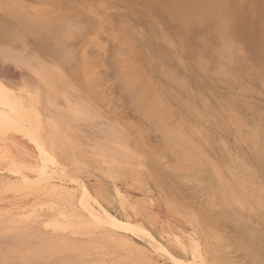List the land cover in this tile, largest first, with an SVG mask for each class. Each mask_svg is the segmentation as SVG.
I'll return each instance as SVG.
<instances>
[{
	"label": "rangeland",
	"instance_id": "1",
	"mask_svg": "<svg viewBox=\"0 0 264 264\" xmlns=\"http://www.w3.org/2000/svg\"><path fill=\"white\" fill-rule=\"evenodd\" d=\"M17 1L24 2V0ZM56 1L57 0H54V2ZM60 1H62V4L60 6L45 9L42 13H40L39 11L33 12L32 10L31 12H28V16L33 20H36V18H41L42 16L46 18H66L68 16H72L71 24L73 26L81 25L78 31L79 37L82 33H85L80 37L81 43L77 45L78 42L75 41L72 48H74L75 46V48L78 47V50L80 51L79 55H83L84 57H86H82V59L89 60H87L88 62L86 68H88L90 72H86V76V74L82 71L81 74L83 73L82 75H85L84 79H81V77L80 79L78 78L79 76H82L80 74L78 75V77L76 76L77 78H74L73 84L78 90L82 91L84 88L83 84L87 81V78L92 79L94 77V79H96L97 81L94 79L91 80H94L93 82H91L92 84L96 82L94 83V86H91V83L89 85L90 80L87 82L88 86H91V88L93 87L92 89L94 91L91 89L89 90V87H87L88 91H90H87L89 95L88 93H86L87 95H85V98L82 97L81 100H76L77 103L74 105L75 109H72V111L76 109L89 111L90 117H93V119L88 122L85 119V117H87V114L83 112L84 115L82 114V117L84 118L80 120V122H76L72 126H67L63 129H60L59 133L63 134V140L65 144L61 143L58 139L56 143L57 145L55 146V148H57L56 150L58 151L50 149L48 150V152H43L36 146H31L26 149L17 147L15 153L19 155V158H23V161L10 158V156H7L3 152H0V216L6 215L16 218L20 215L32 213L49 216L53 219L55 216L57 217L58 215H64L69 216L70 218L74 217L76 219H80V221L88 222L89 224H91V226H95L99 221L103 225H101V228L99 230L103 232H108L110 230L109 233L115 236L118 234L116 238H118L119 240H125L129 247H132L134 253H142H138V255L142 256L144 259L142 261L147 264H176V262L177 264H180V262L181 264H227L228 262L229 264H264V169L259 165L260 163L258 162L257 157L252 156L254 154L252 153V150L249 149L246 141H244V135L241 136V132L234 128V126L230 124L228 120H225L226 118L224 116V113H226L227 110L223 108V104L218 106V108L216 106V111L214 110L215 108H212L213 111H218V113H211L213 117L211 115H208L211 119L206 116V122L204 119L203 121L197 116L190 118V116L188 115H191V113H189L187 109L184 112V109L179 108L180 106L176 104V95L172 94L173 92L170 94L166 91L168 87L167 84L171 79L170 77L172 75H175L174 72L172 74L170 70H177L187 73L190 69H192L189 67L192 65L186 62V58L177 56L176 59L174 53H169L168 58H163L165 62L168 61L165 64H163L162 62L164 67L163 65L159 64L163 68H165L166 71H164L165 75H163V77L158 81L153 78L156 70L157 72L159 71L158 68H156L154 65L146 66L145 64H139L141 63V58V61L143 63L145 62L146 57L149 56V53H152V51L154 50L157 51L159 48L161 49L162 41L159 37L153 36V32L149 31V25L145 23L146 19L150 18L152 21H155L156 19L157 15L152 8L153 4H150V6L148 3L150 2L149 0ZM77 12L81 13L80 16L76 14ZM4 15L5 13L0 10V18H2ZM90 18L101 19L99 22H101L102 20L104 21V25L102 26L100 25L102 23H98V25L100 26L99 29L97 27L98 32L95 31L96 29H93L95 31L94 34L93 30L89 31V33L87 31L90 30ZM119 18H122V22L128 21V24L131 21L130 28H134L133 33L129 32L128 30H121L122 26L118 24L121 21L118 20ZM125 18L128 19L126 20ZM84 24L89 25L87 27L84 26ZM111 30H113L114 32L116 31L115 34ZM124 31L126 34H128L124 35L125 38L127 37L128 39L129 37L130 39L127 41V43L120 40L121 38L124 39V36L122 37L121 35L122 33H124ZM117 32H122L119 34L120 37ZM88 37L90 38V41L88 39V42H86ZM92 37H94V40L96 41H92ZM29 42L30 43L28 44V49H36L37 55L42 57H45V55H47L48 57L45 61L47 65H50L52 63V59L49 57V48L40 47L38 49L35 47V40H31ZM92 42L95 43L92 44ZM97 42L99 44H96ZM84 45L85 47H87H83ZM143 47H145V49L148 48L147 50L149 52H142L144 49ZM83 48L86 52H84V54H81L82 51H84ZM126 48L128 51H130V53H128L127 51L126 52L128 54H131L130 56L132 58L134 56L135 61H139V66L141 67L142 65L143 71L145 67V69H147L143 73H140L138 70H133L135 71L133 73L139 75V80L142 77L141 80L143 82H150L152 79L155 86H152L154 89L152 88L153 90L151 91H153L154 94L156 92H158L159 94L163 93L162 96L160 95V98L165 96L162 101L164 100L163 103L165 104L167 102V105L170 106L169 116L171 117V120L175 119L177 121H180L181 125L183 124V126L185 127H188L192 123V121H195L196 119H200L205 123L204 124L202 122L201 126L199 124L201 121L199 120L198 126H201V129H196L195 131H197L196 134H199H197L198 137L200 136L204 139V141L206 140L205 142L209 143L208 147L207 143H205L204 145L208 149L202 148V151L206 150L205 153L207 157H211L214 155V162L212 161L213 158L205 157L204 153H202L203 156L201 159L204 162L201 163H205L206 165L209 164L208 166H204L202 164V166L198 165L199 163L195 161H191L194 163L191 164L192 166L189 163L185 165L186 162L183 164L182 159H179L181 161H178V157H176V155L174 154L175 152H171L173 151L171 150V146L166 143L165 135H163L162 130L158 128L159 125L158 127L156 125L158 120L155 117L152 118V116H150V118H152V120H150V118H148V115V117L146 115L145 117H143L144 113L142 114V111H140L141 104L139 100L141 99V101H143L144 97L137 98L136 93H134L136 94L134 97H131L134 95L132 91L133 88H131L132 86H129L130 90L125 89L126 91L124 90V88H122L124 85L127 86L132 82L134 83L137 78L136 77L134 81L131 79V82L127 77L130 76L132 78L133 76L131 75L133 74L129 73V70H127L129 74H125V66L131 63L129 61V58L131 57L128 56V59L126 61L127 63L125 62L124 65H122L125 59ZM6 49V51L9 52L14 51V48H12L10 45ZM134 52L137 54L134 55ZM21 53L27 58L26 52ZM156 54L157 53H155V55ZM70 60L72 62V58H70ZM70 60H66L63 62L64 69H68L71 66ZM83 61L84 60H82V62ZM177 61L179 64H177ZM119 62L121 65L118 64ZM88 64L92 66V70L90 69V66H88ZM128 66L132 67V65ZM131 67L127 68L126 66V69L132 70ZM183 68L185 71L183 70ZM121 69L125 70L123 71L125 73H123ZM58 71V69H55L50 75H48V80L44 81L41 80L42 78H38L36 75L26 71L25 69L16 68L8 62L0 60V113L15 112L18 107L28 105L32 97H36L37 90L38 92L41 90L44 91L46 93L45 99L48 101L55 100L61 97L62 95H59L56 92L55 88H50L45 84V82L55 81L56 77L59 75ZM146 71L149 74L145 73ZM227 73H224L221 77H219L220 83L224 85L222 86L223 93L225 94V91H230L229 94L233 96V98L231 97V95L227 96L226 98H232L234 100L236 98H240L242 101L245 100L246 102H249L245 94L248 93L251 97L253 91L250 89V91L247 92L244 91L245 89H240L239 82L241 83V81H232L235 74H233L232 72ZM136 75H134V77ZM207 78L208 76L203 75L202 80L200 81H203L202 84L204 89L206 91L208 90V100L210 101V103L215 101L218 102V92L216 93V89H214L216 87L214 79L212 77H210L209 79ZM141 80L138 82H142ZM122 81H124V83L127 82L128 84L125 83L122 85ZM210 81L214 83V88L212 85L210 87ZM230 81H232L231 84H228V82ZM69 85L70 84H64L60 85V87L61 89H64ZM85 88L83 90L84 92ZM242 90L244 93L241 92ZM93 92H95V97L92 98L91 96H93ZM127 92L130 96L127 94ZM131 92L132 94H130ZM145 96L148 97L150 95ZM242 96L245 98H243ZM62 98L68 97H65L63 95ZM130 98L132 100H130ZM226 98L224 102L227 103V101L229 100H226ZM134 99H136L135 101L137 102V104L134 102L132 104V101H134ZM58 101L65 102L64 99H60ZM232 102L233 100L231 101V103ZM98 103L101 104V107L100 105H98ZM222 110L224 112H222ZM263 112L264 110L262 108L260 112H258V115H260V113L262 114ZM172 116H174L175 118ZM180 117L181 120L179 119ZM243 117L248 118V115H243ZM155 119L157 122L155 121ZM186 123L188 124V126L186 125ZM220 124L222 126H219ZM79 125L81 126L79 127ZM111 130L115 133L116 137L119 138V141L113 142L108 139L110 136H113ZM70 133L77 136H70ZM226 133L228 135H226ZM233 133H235V135H233ZM232 135L235 136V138H233ZM88 137H94L95 139L90 142V138ZM240 137L242 141L239 140ZM98 140L99 143L97 142ZM124 140L128 141V145L123 142ZM85 143H90V152H92L96 156L97 154L102 156L104 153H106V156H108V158H106V160L102 159L101 162H99L100 164L98 165L94 163L87 165L85 158H83V156H85L83 154H85L86 149ZM59 146L62 148H60ZM66 147L73 149L71 156L72 154L75 156L79 153V155H76L77 157L81 156V154L83 153V156L78 157L77 163L80 162L78 165L72 166V164L70 163V159L67 158V155L70 156V154L65 155L64 152L67 149ZM210 147H212L213 149ZM136 149L139 150L137 151L138 153L136 152ZM228 152H231L229 153L230 156ZM215 154L220 155V157ZM221 154L225 155L222 156ZM150 156L152 159L150 158ZM215 156L219 159L225 156L229 159V161H227L229 165L226 163L225 165L221 164L220 166L217 165L214 167L215 163H217V161L219 160ZM244 157L248 158V160L245 158V162L248 161L249 169L246 166V171L240 176L241 181L243 180L244 183V181L246 182V180H252V186L257 189L260 188L259 192L261 191V196L259 197L262 199V202L260 201L256 205H254L255 203L253 204L252 201L249 202L246 197L249 196L251 194L250 193L243 198L244 201L242 199H237L241 202L232 200L230 202L224 203L225 201L221 200L223 199L222 192L220 191V189H218L217 186L218 182L220 181L219 179H227L224 182H229V185H231L234 182L233 178H236V176L231 175V173L233 172L235 167L240 164L239 162L241 161V159H244ZM72 162L74 164L76 160ZM219 162L220 160L218 161V164ZM146 163L147 165L151 164V168L150 166H146ZM178 163H181L180 167H176ZM27 165L29 169L27 168ZM194 165L195 167L200 166V168H194ZM158 168L161 169L159 170ZM165 168L168 169L166 170ZM171 168L176 170L173 171ZM181 168H184V170H181ZM152 169H154L155 171ZM164 169L167 171V173ZM151 171H153L154 173ZM168 171L171 172L168 173ZM159 175L162 177V179L161 177H159ZM211 179L212 181L215 180L214 183L211 181ZM174 181L175 184H172ZM211 182L212 184H209ZM41 186L62 187L67 192L72 194V196L74 195L76 200L83 205L70 206L68 200L64 197H61L60 199H54L52 197L53 199H51V197L48 196L47 191L44 190V188H42ZM176 188L178 189V191H176ZM209 188H212L211 191ZM180 190L182 192V197L179 198V195H181ZM212 190L216 191L212 193ZM244 190L245 189L241 190V192H244ZM172 195H176V197H178L176 198L174 196V198L172 199ZM168 197L171 198L169 200L170 202L173 200V205H177V208L174 209L175 211H170V204L168 205V203L166 202V198ZM183 197L186 199V201L184 199L182 200ZM245 199L250 204L245 202ZM76 200L75 203L77 202ZM242 204H244V207H242ZM252 206L254 208H252ZM127 208L130 210H128ZM171 208L173 209V207ZM178 208L180 210H185L187 213L182 210L179 211L180 214L184 212L181 217V215L177 214V210H179ZM173 212L175 213L173 214ZM201 218L207 219L208 221L204 222V220ZM209 226H212V228ZM213 226H215L217 229ZM205 227L211 228L212 231H221L220 235L219 232H213V236H206L211 233H204L202 231L204 229L201 228ZM105 228H107L108 231L104 230ZM67 229L76 230L77 225L70 224L64 230L66 231ZM211 229H209L208 231H210ZM236 231L244 232L242 233ZM239 235H241V238L239 237ZM171 237L174 239L172 240ZM191 237L193 239H191ZM188 238L192 240L191 243V240H189ZM202 238L207 240H204ZM213 239L217 241L215 242ZM212 240L213 242H211ZM207 241L208 245L211 243L214 244L210 245V247L213 246L214 249L215 243H217V247L218 245H220V243L222 246L225 245L226 247L223 248L222 246H220L223 249L218 247L220 248L219 251L217 247V249L215 250H213V247H211L210 249L213 251V253L211 252V250H208L210 251L208 252L209 255L208 253L207 255H205V251L203 252L202 250L199 254L193 255L194 252L205 247L207 243L204 242ZM189 245H191V247L193 245L194 248L192 247L191 249ZM216 251L220 254H224L220 256H222V258L225 257L226 259H222L221 257H214L215 255L219 256L218 254H216ZM214 252L215 255H213ZM259 252L260 255L262 254V258H260L258 261V258L255 259V257L257 254H259ZM257 256L260 257L259 255ZM217 258L222 262H220V260L217 261ZM254 260H257V262L253 263Z\"/></svg>",
	"mask_w": 264,
	"mask_h": 264
},
{
	"label": "bare ground",
	"instance_id": "2",
	"mask_svg": "<svg viewBox=\"0 0 264 264\" xmlns=\"http://www.w3.org/2000/svg\"><path fill=\"white\" fill-rule=\"evenodd\" d=\"M0 1H1L0 10L5 13V15L2 18H0V60H4L16 68L25 69L26 71L31 72L34 75H36L38 78H42L41 80H44V81H47L48 75H50L55 69H58L59 75L56 77V80L53 82H45V84L49 86L50 88H55L56 92L59 95H62V96L64 95L65 97L70 98V99L62 98L61 96L55 100L48 101L45 99L46 93L42 90L39 92L37 90L36 97L33 96L28 105L18 107V109L15 112L0 113V152H3L7 156H10V158L23 161L24 159L19 158V155L15 153V150L17 147L26 149L31 146L33 147L36 146L40 148L43 152H48V150L50 149L56 150L57 148H55V146L57 145L56 143L58 139L61 143H64L63 134L59 133L60 129H63L67 126H72L76 122H80V120L84 118L82 117L83 112L87 114V117H85V119L88 122L91 119H93V117H90L89 111H82V109L80 110L76 109L72 111V109H75L74 105L77 103L76 100H81L82 97L85 98V95H87L86 93L90 92L88 91V89L93 90L92 89L93 87L91 88V86H94V83L96 82H94L93 84L91 82H93L96 79H94L93 77L92 79L94 80L91 81L92 79L87 78L86 79L87 81L85 82L84 80L85 83L83 82L86 85L81 83L83 84L84 88L86 87L85 92L83 91L84 90L83 87H82L83 90L80 91L73 84L74 78L76 76L78 77V75H80L82 71L83 73L86 74V76H87L86 72H90V71L88 68H86L87 62L89 60L82 59V57L83 58H86V57H84L83 55L82 56L79 55L80 51L78 50V47L75 48L76 47L75 46L74 48H72L75 41L78 42L77 45L81 43L80 37L82 34L85 33L83 31L84 33H82L79 37L78 31L81 25L73 26L71 24L72 16H70L71 18L69 16L66 18H60V17L46 18L42 16L41 18H36V20H33L32 18H29L28 16L29 14L28 12H31L32 10L33 12L39 11L40 13H42L43 10L45 9L60 6L62 4V1L60 0H57L56 2H54V0H42V1L24 0V2H18L17 0H0ZM149 1H150L148 2L149 5L153 4L152 8L157 16H156L155 21H152L149 18L145 20V23L149 25V28H150L149 31L153 32V36L159 37L162 43H161V49L159 48L157 51L154 50L152 51V53H149L148 54L149 56L146 57V60L143 63L141 61L142 60L141 58L140 60L141 63L139 64H142V65L145 64L146 66L154 65L156 68H158L159 71L157 72L156 70V73H154V77H153L156 81H158L160 78L163 77V75H165L164 71L166 70L165 68H163L164 67L163 64L168 62V61L165 62L164 59L169 57V53H174V56H176V59H177V56H182L186 58V62L192 65V66H189L192 69H190L187 73H184L182 71H177V70L176 71L170 70V72L172 74L174 72L175 75H172L170 77L171 79H170V82H168L167 84L168 87L166 91L170 94L173 92L172 94L176 95L177 101L175 100L174 101L176 102L178 106H180L179 108L184 109V112L187 109L189 113H191V115H188L190 116V118L197 116L201 118L202 120L203 119L205 120L206 116L210 118V116L208 115H211L213 117L212 115L213 112L216 111L218 106L223 104L224 105L223 108L227 110V112L224 113V116L226 118L225 120H228V122L232 124L234 128L240 131L241 136L244 135V141H246V144H248L249 149L252 150V153L254 154L252 156L257 157V160L260 163L258 164L262 166V168L264 169V112L258 115V112H260L262 108L264 110V0H149ZM76 14L80 16L81 13L77 12ZM121 19L122 18H119L118 20L120 21ZM100 20L101 19L90 18V26H89L90 30H87L88 33L89 31L93 29H96L95 31L98 32L97 27L98 29L100 28L98 23L99 24L102 23L100 24L101 26L104 25L103 24L104 21L102 20L101 22H99ZM127 22H124V21L122 22L121 20L119 23L118 22L117 23L122 26L121 30L122 29L128 30L129 32L133 33L134 28L133 27L130 28L131 21L129 24ZM88 25L84 24V26H87V27ZM95 31L93 30V34L95 33ZM117 33L119 35L122 32H117ZM121 35L123 37L124 35H128V34H126L124 31V33H122ZM92 38L91 39L93 41L95 38L94 37ZM123 38L124 39L121 38L120 40L125 43H127V41L130 40L129 37L128 39L127 37L125 38V36ZM88 39L90 41V38L88 37L86 42H88ZM31 40H35V47L38 49L40 47L49 48L50 50L49 57L52 59V63L50 65L49 64L47 65L45 61L46 58L48 57L47 55H45V57H42V56L37 55L36 49L32 50L31 47H30L31 49H28L29 47L28 44L30 43L29 41ZM129 42H132V41H129ZM94 43L92 42V44ZM96 44H99V43L97 42ZM9 45L12 48H14V51L12 52L6 51L7 50L6 48ZM83 47H85V45ZM143 48L144 49L142 52L148 51L147 50L148 48L147 49H145V47ZM83 50L84 51H82L81 54H84V52H86L84 48ZM126 51L130 53V51H128L127 48L125 52ZM21 52H26L27 58ZM127 52L125 53L126 60L124 59V62L122 65H124V63L127 61L128 56L131 55V54H128ZM135 52H134V55L137 54ZM155 53L157 54L155 55ZM70 58H72V62ZM80 58L84 61L82 62ZM66 60H70V64H71V66L68 69H64L63 67V62ZM129 61L131 63H129L128 65H132V67L128 65L126 66L127 68L131 67L132 70L126 69V66H125L126 71L123 70L124 68L121 70L122 72L125 71L126 73L123 72L125 74H127L128 73L127 70H129V73L133 74V75L130 74L131 76H133L132 78L129 75H128L129 77L125 75L131 82L132 80L134 81L136 77L137 78L134 81V83L133 82L131 83L132 85L131 84L129 85L127 82H125L128 85L127 86L124 85L122 88H124V90L125 89L127 90L132 86L131 88H133L132 89L133 94L136 93L137 98L144 97L143 99L144 102L141 101V99L139 100L141 104L140 111H142V114L144 113L143 117H145V115L146 116L148 115L149 116V117L147 116L148 118L152 116V118L155 117L158 120L157 122L155 119V121L157 122L156 125L157 127L159 125L158 128L162 130L163 135H165L166 143L171 146L172 149L171 148L170 149L173 150L171 152H175L174 154L176 155V157H178V159L176 158L178 161H181L179 159H182L183 164L186 162L185 165H187L188 163L190 165L194 164L191 161H195L199 163L198 165H201L202 164L201 162H204L203 160H201L203 156L202 153H204L205 154L204 156L207 157L205 153L206 150L202 151V148L203 149L206 148L204 145L207 142H205L206 140L204 141V139L201 138L200 136L198 137L197 136L198 133L196 134L197 131L195 130L201 129L200 128L202 126L201 123L204 120L202 121L198 118L201 121L200 123H199V120L197 119L195 121L191 120L192 123L189 126L186 123L188 127L183 126V124L181 125L180 121H177L175 119L171 120L170 119L171 117L169 116L170 106L167 105L168 104L167 102L165 103L166 106L163 103L164 100L162 101V99L165 96L160 98V95L162 96L163 93L159 94L158 92H156L158 94L157 95L156 93L154 94V92L151 91L154 89L152 86L153 85L155 86V84H153V80L151 79V81L148 80L150 82H147V81L143 82L141 80L142 79L141 77L140 80L142 82L139 83L138 82L140 81L138 77L139 75H136V73H133L135 72L133 70H138L140 73L141 72L143 73L145 70H147L145 69L146 67L144 68V71H143L142 65L141 67L139 66L138 64L139 61L138 62L135 61L134 56L133 58L132 57L129 58ZM120 62L118 64H120ZM159 64L163 65V67ZM177 64H179L178 61H177ZM88 66H90V64H88ZM62 67H63V70H62ZM90 69L92 70V66H90ZM227 72H232L233 74H235L232 81L233 80L234 81L237 80L236 82L241 81V83L239 82L240 89H245L244 91H247V92H249L250 89L253 91L251 97L249 96L248 93L245 94L249 102H246L245 100L242 101L240 98H236L235 100L232 99L233 96L229 94L230 91L229 92L225 91V94L223 93L222 86L224 85L220 83L219 77H221L224 73H227ZM145 73H148V72L146 71ZM134 75L136 76L134 77ZM203 75L208 76L207 79H209L210 77L214 79L216 87L214 88V83L212 81H210V87L212 85L213 88L216 89V93L218 92L217 93L218 102L215 101V102L210 103V101L208 100V96H207L208 90L206 91L204 89L203 84H202L203 81L202 82L200 81L202 80ZM84 76L85 75H82V76H79L78 78L80 79L81 77V79H84ZM89 80H90L89 85L91 83V86H88L87 82ZM232 81L228 82V84L229 83L231 84ZM122 82H123L121 83L122 85L125 84L124 81ZM64 84H70V85L64 89H61L60 85H64ZM87 87L89 88L87 89ZM125 87H128V88H125ZM241 92L244 93L243 90ZM91 93H90V96H91ZM149 93L151 94L153 93L154 95L153 94L151 95ZM127 94L129 95L128 92ZM130 94H132V92ZM136 94H134L131 97H134ZM94 95H95V92H93V96L91 97L92 98L95 97ZM145 95L147 96L150 95V96L146 97ZM230 95L232 98L227 99L226 97ZM225 98L226 100H229L227 101V103L224 102ZM60 99H64L65 102L58 101ZM136 99L132 101V104L133 102L137 104V102L135 101ZM130 100L132 99L130 98ZM232 100L233 102L231 103ZM98 105H100L101 107V104L98 103ZM216 106L217 108H215ZM212 108L213 109L215 108L214 109L215 111H213ZM222 112L224 111L222 110ZM215 113H218V111ZM243 115H248V118L243 117ZM152 118H150V120H152ZM179 119L181 120V117ZM198 123L201 125L200 127L198 126L199 125ZM80 126L81 125H79V127ZM219 126H222V125L220 124ZM72 133H70V136L72 135L77 136ZM111 133L113 136H110L108 139L113 142L119 141V138L116 137L115 133L113 131ZM226 135L228 134L226 133ZM233 135H235V133H233ZM88 138H90V142L95 139L94 137H88ZM233 138H235V136H233ZM239 140L242 141L241 137L239 138ZM97 142L99 143V140ZM123 142L126 145H128V141L124 140ZM208 145L209 143H207V147ZM85 146H86L85 154L82 153L85 156H83L82 154L81 156L85 158L87 165L91 163L98 165L100 164L99 162H101L102 159L106 160V158H108V156H106V153H104L102 156L99 154H97L96 156L95 154L90 152V143H85ZM72 150H73L72 148H67L64 151L65 155L70 154V156L67 155V158L70 159V163L72 164V166L78 165L80 162L77 163V160H78V157H81V156L76 157V155H79V153L76 154L75 156L72 154L71 156ZM137 151L139 150L136 149V152ZM229 153L231 152H228V154ZM209 154H212V153H209ZM215 155H218V154H215ZM213 156L207 157V158H213V160L212 159L210 160L214 162L215 160ZM218 157H220V155H218ZM245 158L246 157H244V159L240 158L241 159V161L239 162L240 164L237 167H235V169L231 173V175L236 176V178H233L234 182L231 185H229L230 184L229 182H224L227 179L226 180H223L221 178L219 179L220 181L218 182L217 186H218V189H220V191L222 192L223 199L221 200L225 201L224 203L230 202L232 200L235 201L237 199L238 200L242 199L244 201L243 198L246 197V195H249L250 193L251 194L246 197V199L249 202L252 201L253 204L255 203L254 205L259 203L260 201L262 202V199L259 197L261 196L260 195L261 191L259 192L260 188L257 189L253 187L252 180H246V182L244 181V183H243V180L241 181L240 176L242 175V173L246 171V166L248 167V161L245 162L246 159L248 160V158L246 159ZM74 160H76V162L73 164L72 161ZM219 160L220 162L218 164ZM219 160L217 161V163H215L214 167L217 165L220 166L221 164L225 165L227 161H229V159L226 158L225 156L223 158H220ZM147 163H146V166L151 165V164L147 165ZM181 163H178L176 167L177 166L180 167ZM227 164L229 165V163ZM202 165L205 166L206 164L204 163ZM193 167L200 168V166L195 167V165ZM27 168L29 169L28 165H27ZM158 169L160 170L161 168H158ZM165 169L167 170L168 168H165ZM171 169L173 171L176 170L173 168ZM166 170L165 172L167 173ZM181 170H184V168H181ZM171 171H168V173ZM159 177L161 176L159 175ZM214 181L212 182L214 183ZM212 182L209 184H212ZM172 184H175V181ZM41 187L47 191V194L48 196L51 197V199L53 198L60 199L61 197H64L65 199L68 200L70 206L83 205L76 200L74 195L72 196V194L67 192L62 187H58V186H50V187L41 186ZM209 189L211 191L212 188H209ZM243 189H245L244 192L243 191L241 192V190ZM176 191H178V189ZM214 191L212 190V193ZM181 193L182 192L180 190V194ZM167 195H171V194H167ZM174 196L176 197V195ZM174 196L172 197V199L174 198ZM170 197L166 198L168 201L166 199L165 200L168 203V205L169 204L173 205L172 203L173 200L171 202L169 201L171 199ZM180 197H182V194L179 195V198ZM183 199L186 201L184 197L182 198V200ZM246 199H245V202H247ZM75 200L77 201L76 203H75ZM238 200L237 202H241ZM170 205H169L170 211L171 210L175 211L174 209L177 208V205L176 204L173 206H170ZM242 205H243L242 207H244V204ZM171 207H173V209ZM252 208L254 207L252 206ZM181 210L180 209L177 210L178 213L177 211L176 213L181 215L182 217L184 212L180 214L179 211ZM182 211H185V210H182ZM174 213L175 212H173V214ZM204 218H201L204 220V222L208 221L207 219H204ZM70 224L77 225V229L76 230L67 229L65 231L64 229ZM101 225H102L101 222L98 221L95 226H91V224H89L88 222L80 221V219H76L74 217L70 218L69 216H64V215H58L57 217L55 216L53 219L49 216H45L41 214H32V213L20 215L16 218L2 215L0 216V264H147L144 261H142L144 260L143 257L138 255V253L140 252L134 253L132 247L131 246L129 247V245L125 242V240H119L118 238H116L118 234L116 236L110 234L109 233L110 230L108 231L109 226L107 227L108 229L107 228L104 229V230H107L108 232H103L99 230L101 228ZM209 227L212 228V226H209ZM205 228H201L205 230V231L202 230L204 233L205 232L206 234L211 233L206 236L211 237V235L212 234L214 235L215 232H219V231H214V230L212 231L211 228H206V229ZM209 229H211L210 230L211 232L208 231ZM220 232H219V235H220ZM236 232H242V231H236ZM236 232H235V235H236ZM240 236L241 235H239V237ZM173 239L174 238H172V240ZM191 239L193 238L191 237ZM204 240H207V239H204ZM213 240L215 241V239ZM213 240L211 242H213ZM191 242L192 240L190 241V243ZM197 242H198V239H197ZM204 243H207L206 246L204 245L206 248L203 247L204 250L203 248L197 250L198 252L197 251L194 252L193 255L199 254L201 250L203 252L205 251L204 252L205 255H207V253L210 252L208 250H211L210 248L213 247V246L210 247L212 243L209 245H208V241ZM189 246L191 247V245ZM208 246H209V249H208ZM220 246H222L221 243L220 245H218V247ZM216 247H217V243H215V249L218 248ZM222 247L225 248L226 246L223 245ZM222 247L220 248L223 249ZM220 248H218V251L220 250ZM215 249L213 247V250ZM211 252L213 253L212 250ZM216 254H218L219 256H216L215 252L213 255H215L214 257H218V258L219 257L222 258V256L220 255H224L218 252ZM257 255H259L260 257H258ZM257 255L255 259L258 258V261H259V259L262 258L261 257L262 254L260 255V252H259V254ZM223 258L226 259L225 257ZM219 260L220 259H218L217 261ZM220 262L222 261L220 260ZM254 262H257V260H254L253 263ZM227 264H229V262Z\"/></svg>",
	"mask_w": 264,
	"mask_h": 264
}]
</instances>
